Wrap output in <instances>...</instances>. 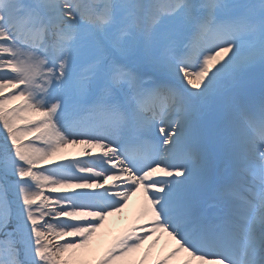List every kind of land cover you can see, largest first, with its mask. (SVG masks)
I'll return each instance as SVG.
<instances>
[{
	"label": "snow or ice",
	"instance_id": "snow-or-ice-1",
	"mask_svg": "<svg viewBox=\"0 0 264 264\" xmlns=\"http://www.w3.org/2000/svg\"><path fill=\"white\" fill-rule=\"evenodd\" d=\"M162 240L155 264H264V0H0V264Z\"/></svg>",
	"mask_w": 264,
	"mask_h": 264
},
{
	"label": "bare ground",
	"instance_id": "bare-ground-1",
	"mask_svg": "<svg viewBox=\"0 0 264 264\" xmlns=\"http://www.w3.org/2000/svg\"><path fill=\"white\" fill-rule=\"evenodd\" d=\"M67 154L72 157L75 156L79 149H68L66 150ZM78 159V157H76ZM111 183V182H109ZM79 191V190H77ZM91 191V190H90ZM142 202L141 194H137L131 198L129 201V206L121 213L113 215L108 218L105 224V228L101 230V234H98L97 239L93 241V247L98 248L100 251H103V248L122 232H124L131 222L136 220V216L139 213L140 204ZM143 221H141L142 223ZM167 239V237H165ZM149 246V243L146 242L144 249L140 253L133 254L134 258L139 261L142 257L144 250ZM174 246V242L168 245L167 248L164 247V241L162 240L159 245L152 250L151 255L147 261V264H155V260L159 257H163L167 251H170ZM170 264H175V262H170Z\"/></svg>",
	"mask_w": 264,
	"mask_h": 264
}]
</instances>
